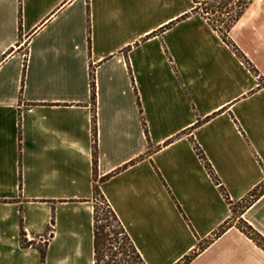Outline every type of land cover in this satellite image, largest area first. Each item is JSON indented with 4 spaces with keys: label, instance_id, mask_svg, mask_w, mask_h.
I'll return each instance as SVG.
<instances>
[{
    "label": "crops",
    "instance_id": "crops-1",
    "mask_svg": "<svg viewBox=\"0 0 264 264\" xmlns=\"http://www.w3.org/2000/svg\"><path fill=\"white\" fill-rule=\"evenodd\" d=\"M192 9L0 0V264H93L95 184L146 264L207 240L187 264H264L237 222L214 236L232 212L192 142L233 203L264 187V0L227 33L244 58ZM239 218L264 239V191Z\"/></svg>",
    "mask_w": 264,
    "mask_h": 264
},
{
    "label": "trees",
    "instance_id": "trees-1",
    "mask_svg": "<svg viewBox=\"0 0 264 264\" xmlns=\"http://www.w3.org/2000/svg\"><path fill=\"white\" fill-rule=\"evenodd\" d=\"M252 0H193L192 13H199L213 29L219 32L222 40L229 44L233 51L240 57L244 58L237 47L231 43L228 39L227 33L231 25L241 16L244 9L250 4ZM184 17V16H183ZM250 69L254 71L253 67L248 63ZM93 72H91V97L93 104L95 103V92L93 82ZM139 111L141 112L140 105ZM146 135L147 129L144 121L142 120ZM92 136H93V167L96 172L97 165V146H96V119L95 115L92 118ZM20 139V133H19ZM194 148L202 160L205 168L210 174L213 181L219 186V189L225 198L226 202L230 205L232 215L237 219L238 227L243 230L250 238H252L259 246L264 248V239L256 231L253 230L244 220L239 218L244 209L253 202L264 191V187L257 192L254 190L250 197L242 200L238 203H233L226 193L225 189L220 185L219 179L214 174L211 165L208 163L203 152L199 146L194 142ZM93 203H94V222H93V264H146L141 254L138 252L125 228L109 206L105 197L101 193L99 186L94 185L93 191ZM98 203L102 204L106 211L103 213V217L99 215ZM53 222V220H52ZM230 223L227 221L221 225L214 233L215 237L221 235ZM23 245L27 246L29 243L23 240ZM208 243V240L204 244L199 245L197 250H194L189 255L185 256L177 264H187L192 258H194L198 251L202 250L204 245ZM42 263H44L45 253L42 251Z\"/></svg>",
    "mask_w": 264,
    "mask_h": 264
},
{
    "label": "rangeland",
    "instance_id": "rangeland-1",
    "mask_svg": "<svg viewBox=\"0 0 264 264\" xmlns=\"http://www.w3.org/2000/svg\"><path fill=\"white\" fill-rule=\"evenodd\" d=\"M97 205L99 207L98 209L99 215L103 217V213L106 211V208L100 203H98ZM233 222H237V220L234 218V215H231V218L229 219V223L232 224Z\"/></svg>",
    "mask_w": 264,
    "mask_h": 264
}]
</instances>
